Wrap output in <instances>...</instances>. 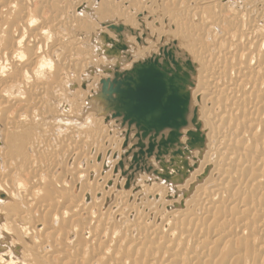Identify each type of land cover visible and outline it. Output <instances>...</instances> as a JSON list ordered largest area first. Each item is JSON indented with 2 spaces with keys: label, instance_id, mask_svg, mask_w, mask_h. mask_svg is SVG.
I'll list each match as a JSON object with an SVG mask.
<instances>
[{
  "label": "bare ground",
  "instance_id": "obj_1",
  "mask_svg": "<svg viewBox=\"0 0 264 264\" xmlns=\"http://www.w3.org/2000/svg\"><path fill=\"white\" fill-rule=\"evenodd\" d=\"M113 25L190 61L168 153L95 99ZM0 264H264V0H0Z\"/></svg>",
  "mask_w": 264,
  "mask_h": 264
},
{
  "label": "water",
  "instance_id": "obj_2",
  "mask_svg": "<svg viewBox=\"0 0 264 264\" xmlns=\"http://www.w3.org/2000/svg\"><path fill=\"white\" fill-rule=\"evenodd\" d=\"M123 30V25H113L109 27V31L117 39L111 38L107 33L99 36V51L102 54L110 57L121 55L124 58L113 68L105 70L112 78L101 80V88L95 99L98 101L103 98L107 101L106 112L111 111L113 117H120L122 123L134 125L138 134L143 137L171 130L168 142L162 144L165 146L164 152L168 153L167 144H174L179 130L188 123L190 61L182 64L168 51L164 52L163 61L154 57L137 61L132 68L123 70L122 65L130 60L129 55L122 53L127 50L124 37L121 36ZM192 140L194 143L201 139L194 133ZM153 152L154 145H150L148 154L152 155Z\"/></svg>",
  "mask_w": 264,
  "mask_h": 264
},
{
  "label": "rangeland",
  "instance_id": "obj_3",
  "mask_svg": "<svg viewBox=\"0 0 264 264\" xmlns=\"http://www.w3.org/2000/svg\"><path fill=\"white\" fill-rule=\"evenodd\" d=\"M87 12H88V10H87ZM87 12H86V14H87ZM118 15L119 13H115V15ZM79 24V23H78ZM97 25V21H93V22H88L87 20H86V18H84L83 20H82V24L80 25V26H76V27H78L79 29H81V30H84L85 28H86V26L87 25ZM67 31H69V30H67ZM66 31V32H67ZM138 39V38H137ZM138 41V40H137ZM98 52H99V49H98ZM85 55H83V54H80L79 56H77V57H75L73 60H74V62L75 63H77V61H80L81 62V60L83 61L85 58ZM84 58V59H83ZM85 61V60H84ZM132 60L130 59L127 63H125V64H123L122 65V67H121V69H123V70H126L127 68L128 69H130V68H132L133 67V64L135 63V62H137V61H135V62H131ZM133 63V64H132ZM126 66H129V67H127V68H125L124 69V67H126ZM113 68V67H112ZM97 69V67H91V72L92 73H97V71H98V69ZM95 70V71H94ZM86 72V71H85ZM84 72V73H85ZM100 73V72H99ZM82 78H88V72H87V74L85 73V74H83V75H81V78L80 79H82ZM92 81V80H91ZM65 113H67V111L65 112ZM101 115V114H100ZM87 130V129H86ZM89 130H91L90 128H88V131ZM66 132H68V133H70L71 131H70V129H67L66 130Z\"/></svg>",
  "mask_w": 264,
  "mask_h": 264
}]
</instances>
